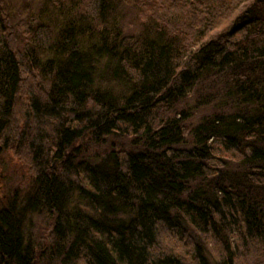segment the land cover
<instances>
[{
    "label": "trees",
    "instance_id": "trees-1",
    "mask_svg": "<svg viewBox=\"0 0 264 264\" xmlns=\"http://www.w3.org/2000/svg\"><path fill=\"white\" fill-rule=\"evenodd\" d=\"M48 2L56 45L25 52L48 67L38 93L0 0V159L10 140L26 159L25 190L0 201V264H264V0ZM35 211L54 218L41 245L24 229Z\"/></svg>",
    "mask_w": 264,
    "mask_h": 264
},
{
    "label": "rangeland",
    "instance_id": "rangeland-1",
    "mask_svg": "<svg viewBox=\"0 0 264 264\" xmlns=\"http://www.w3.org/2000/svg\"><path fill=\"white\" fill-rule=\"evenodd\" d=\"M152 2L156 4L159 0H152ZM7 5L8 7L6 8L8 9V13L6 8H4L2 11V18L6 19V22L9 23L8 25L11 28L10 32H13L11 33L12 38L10 39V42L14 55L19 59L21 64V85L24 86L27 92H42L45 85H47V82L46 79L40 76V74L44 73L43 70H48V67L45 65L42 67L40 65L41 62L40 64H34V57L32 56L33 61L28 60L25 57V54H27L25 52L27 48H33L34 51L32 54H35L37 58L39 57L40 59H43L45 56L43 51L46 52V50L50 51L51 49H54L52 48V44L56 45L55 41L58 39L54 37V33H56L53 31L54 23H51L46 17V10L54 11V6L51 5L48 0H8ZM175 9L178 10V6H176ZM40 10H42V13L39 12ZM170 12L172 11H170L169 7L165 5L158 9L157 14L159 15L161 13ZM115 13L120 14V17H118L117 20L124 33L128 35L139 34L138 32L127 30L129 28H136L140 30L143 27L139 25L135 19L136 8H133L130 5L123 6V4H120L115 8ZM25 21H29L31 24L41 22L43 26L39 27V32H41L43 28L45 29L40 34H38L39 32L34 34L36 32L33 33V31H26L24 30L26 29V24H24ZM45 21H48L46 25ZM17 29L22 31V35L19 39L14 35ZM46 29L48 32L51 29L52 33H46ZM19 100V103H15L14 106L13 122L9 125V128L6 131L10 136L16 133V126L19 127L20 123L23 122V116H25V111L27 109V101L23 98ZM12 143L13 140H10V144L8 146L4 145L5 153L0 159V201L3 203L6 201V197H11L12 195L14 196L26 188V182L25 179H23L24 176H20V172L16 171L18 169V162H25L26 160L23 157V147L19 146L17 143ZM58 163H55V165ZM35 212L36 213L34 214L26 215L24 229L27 235L30 234L31 242L34 244L38 242L36 245H41L46 242L48 235H50V231L54 225V218L51 220L48 215L40 213V211ZM159 237L167 248L173 249L175 252H179V246L181 244L179 241H186L182 237L176 236L168 230H161ZM39 264L50 263L41 261ZM52 264H57V262L54 260Z\"/></svg>",
    "mask_w": 264,
    "mask_h": 264
},
{
    "label": "bare ground",
    "instance_id": "bare-ground-1",
    "mask_svg": "<svg viewBox=\"0 0 264 264\" xmlns=\"http://www.w3.org/2000/svg\"><path fill=\"white\" fill-rule=\"evenodd\" d=\"M0 163H1V160H0Z\"/></svg>",
    "mask_w": 264,
    "mask_h": 264
}]
</instances>
